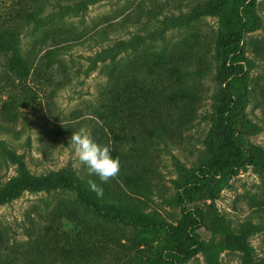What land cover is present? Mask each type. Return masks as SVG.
I'll use <instances>...</instances> for the list:
<instances>
[{
  "label": "rangeland",
  "instance_id": "1",
  "mask_svg": "<svg viewBox=\"0 0 264 264\" xmlns=\"http://www.w3.org/2000/svg\"><path fill=\"white\" fill-rule=\"evenodd\" d=\"M249 1L244 72L228 76L238 0H0V264H264V0ZM227 84L253 162L182 203L224 148ZM82 127L118 153V178L79 163L68 142ZM58 176L74 184L24 183ZM184 209L202 213L203 246L176 262Z\"/></svg>",
  "mask_w": 264,
  "mask_h": 264
},
{
  "label": "trees",
  "instance_id": "2",
  "mask_svg": "<svg viewBox=\"0 0 264 264\" xmlns=\"http://www.w3.org/2000/svg\"><path fill=\"white\" fill-rule=\"evenodd\" d=\"M242 3V11H235L233 15L236 18L233 21V29L228 40L225 42V53L228 64L226 71L228 76H237L243 74V65L239 57V43L242 33L251 23V4L249 0H238ZM228 92H226L223 102L219 110L218 126L221 128L223 135L224 148L211 161L199 167L196 173L191 175L190 180L184 187V195L180 200L183 203L194 191L200 190L208 181L212 180L218 174H228L236 170V168L253 162V157L242 144L237 134L238 121L234 118L235 106L232 103L231 94L229 92L230 85L227 84ZM116 158L118 153L114 152ZM24 183L34 188L70 186L74 181L68 176H58L45 180L26 178ZM15 189H9L4 193V197L11 198L14 196ZM87 200V199H86ZM87 203L89 201H86ZM97 206L96 203H92ZM100 208V207H98ZM101 210V209H100ZM122 218H128L127 215H121ZM134 223L142 227H152L158 229L162 227L154 218L138 216L134 219ZM204 225L202 213L199 210H183L182 228L170 229L168 240L173 243L169 251L171 259L176 262L184 259L193 253L198 247L203 246L201 236L196 230ZM233 240V237H231Z\"/></svg>",
  "mask_w": 264,
  "mask_h": 264
},
{
  "label": "clouds",
  "instance_id": "3",
  "mask_svg": "<svg viewBox=\"0 0 264 264\" xmlns=\"http://www.w3.org/2000/svg\"><path fill=\"white\" fill-rule=\"evenodd\" d=\"M79 163L87 167L89 176H97L101 184L118 178L121 165L119 158L111 155V149L107 145H100L94 141L90 131L80 128L73 132L68 142ZM88 185L91 191L95 192L98 198L103 197V187L94 180H89Z\"/></svg>",
  "mask_w": 264,
  "mask_h": 264
}]
</instances>
